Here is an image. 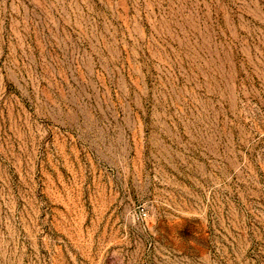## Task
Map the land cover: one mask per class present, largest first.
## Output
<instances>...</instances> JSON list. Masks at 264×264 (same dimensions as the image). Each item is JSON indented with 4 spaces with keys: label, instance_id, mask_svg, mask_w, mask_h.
<instances>
[{
    "label": "rangeland",
    "instance_id": "374dc122",
    "mask_svg": "<svg viewBox=\"0 0 264 264\" xmlns=\"http://www.w3.org/2000/svg\"><path fill=\"white\" fill-rule=\"evenodd\" d=\"M0 264H264V0H0Z\"/></svg>",
    "mask_w": 264,
    "mask_h": 264
}]
</instances>
